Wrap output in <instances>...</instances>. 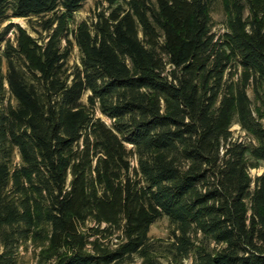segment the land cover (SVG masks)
I'll return each mask as SVG.
<instances>
[{
    "label": "trees",
    "instance_id": "16d2710c",
    "mask_svg": "<svg viewBox=\"0 0 264 264\" xmlns=\"http://www.w3.org/2000/svg\"><path fill=\"white\" fill-rule=\"evenodd\" d=\"M86 1L0 0V264H264V0Z\"/></svg>",
    "mask_w": 264,
    "mask_h": 264
},
{
    "label": "rangeland",
    "instance_id": "374dc122",
    "mask_svg": "<svg viewBox=\"0 0 264 264\" xmlns=\"http://www.w3.org/2000/svg\"><path fill=\"white\" fill-rule=\"evenodd\" d=\"M104 1V0H88L84 3L82 9L76 14V20L77 21H83L88 20L90 21L94 17V13L97 9V2ZM104 6H107V3H104ZM212 20H213V33L216 34V36L222 35L226 31V14L225 10L222 4L221 0H216L215 3L212 6ZM13 23L20 24L21 26L28 28V22L25 19H13ZM2 23L0 24V32L10 23ZM12 33L8 35V37H11ZM79 61V53L78 50L75 49L73 56L71 58V64H74ZM261 95L264 97V87L260 89ZM248 94L253 102L254 108H261L263 109V103L257 99L256 94L252 88L248 90ZM87 98L85 97L83 99V102L86 103ZM264 124V119L261 120ZM232 133L234 140L242 141L245 143H254L256 144V140L249 135L246 131H244L238 124H234L232 126ZM250 163L253 164L256 167H252L250 169V174L253 179H255L257 176H260L264 174V161H255L250 158ZM172 226L169 222V220L166 217H163L159 220H157L150 228V237L153 240H163L168 241L172 234ZM29 264H32L30 259H28ZM189 262V261H188ZM133 264H140V261L137 259Z\"/></svg>",
    "mask_w": 264,
    "mask_h": 264
}]
</instances>
